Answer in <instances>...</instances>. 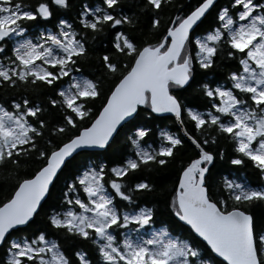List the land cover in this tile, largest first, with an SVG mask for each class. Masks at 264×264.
<instances>
[{"label": "snow or ice", "instance_id": "obj_1", "mask_svg": "<svg viewBox=\"0 0 264 264\" xmlns=\"http://www.w3.org/2000/svg\"><path fill=\"white\" fill-rule=\"evenodd\" d=\"M70 7L71 0H0V169L20 177L0 200V264H94L93 254L95 264H215L209 250L221 264H264V212L256 219L252 211L264 206V0H98L81 4L75 20L45 27ZM165 8L176 14L164 18ZM142 15L148 32L138 37L128 29ZM104 37L110 47L96 59L112 80L107 92L80 69ZM222 56L235 67L210 82ZM193 82L204 101L194 106L174 94ZM141 111L171 114L183 137L160 129L153 147L152 129L137 126ZM122 129L131 132L128 154L87 167L76 161L111 146ZM184 137L195 157L176 176L170 231L138 203L156 190L141 173L166 168ZM220 140L229 142L237 178L212 176L225 159ZM245 167L258 184L239 173ZM185 226L199 239L182 238ZM87 243L92 253L77 246Z\"/></svg>", "mask_w": 264, "mask_h": 264}, {"label": "trees", "instance_id": "obj_2", "mask_svg": "<svg viewBox=\"0 0 264 264\" xmlns=\"http://www.w3.org/2000/svg\"><path fill=\"white\" fill-rule=\"evenodd\" d=\"M176 2H181V0H176ZM196 0H192V3H195ZM227 0H218L217 4L223 6ZM90 4L95 5L98 3V0H71L72 7H70L67 10H61L54 12V16L51 18V20L48 22L45 27H51L52 24L56 22L57 17L67 18L70 20H75L76 12L79 10V6L81 4ZM136 11L135 6H129L125 8V12L129 15H132ZM215 9H213V12ZM175 15L176 13L174 11L170 12L168 8H165L164 12L162 13V16L164 18H167L169 15ZM212 13L209 14L208 20H211ZM208 20L205 21V24H207ZM148 25L149 20L147 16H140V22L139 26L135 29H128L130 32L136 34L138 37L140 34L147 33L148 32ZM127 28V26H124ZM163 27V25H161ZM117 30H120L119 28ZM110 37H104L95 42L94 48L95 51L91 54L90 59L86 60L85 62L80 64L81 72L84 74L89 73H95V75L99 76L102 80L104 91L107 92L109 89V86L112 84L111 79H105L103 75V70L100 68L99 61L96 59L97 54H102V52L110 47L109 44ZM155 36H152V42H154ZM235 67L234 61H229L223 56L221 57L219 64L216 68H214L210 73L208 80L211 81H223L224 77L226 76L229 69H232ZM199 80V77L197 78ZM197 84L196 82H193L192 87L188 89L187 91H176L174 92L175 95L178 97H181L185 104L188 105H197L204 103L203 99L199 96V93L196 91ZM10 95V93H9ZM37 99L43 101L45 97L42 95L38 97ZM101 103L100 100L96 101V104L99 105ZM55 113V109L49 108V116L53 115ZM137 126L141 125H147L150 129H152V136L148 138V143L152 144L153 147L158 146L160 143L159 138V131L160 129H166L173 133H176L180 136V130L177 127L174 119L170 116H158L155 114H152L149 116L147 112L141 111L140 116L138 117ZM185 127L188 129V131L191 134L199 135L198 133H194L192 125L187 120L185 121ZM129 130H121L120 134L116 136V139L112 142L111 146L106 148L104 151L100 152H87V155H84L83 153L79 156H76V161L80 162L84 167H87L88 164L92 161L95 163L98 162H111L114 159H116L117 156L121 154V151L126 155L128 154V150L130 149V145L128 146V149L125 148L126 145V138L129 135ZM183 137V136H182ZM185 144L184 147L181 148L176 153V159L173 160L171 163L168 164L166 168L162 169H148L141 173V176L147 178L150 182H152L155 186V191L146 194L138 200V203H146L147 206L153 207L156 215H155V226L156 227H162L167 226L170 231L173 230L175 227V223L173 221V217L171 214V210L167 207L168 203L171 200V192L175 184V179L178 174V171L180 169V166L182 163L187 162L189 159L195 157V149L191 145L190 142H188L185 138ZM155 141V143H153ZM219 144L226 149L225 159L218 161L215 166L211 169L213 178L219 180L220 177L223 176H229V178H237V174L233 173L231 170L233 166L227 163V160L230 156L229 151V142L225 140H220ZM72 163L71 161L69 162ZM32 167H35L33 164ZM83 170V169H81ZM7 169H0V200L4 199L8 196L9 192L12 190L11 186L13 183H15V179H18L20 177H16L14 174L13 176H8ZM30 171V169H29ZM74 172L75 170L72 169ZM69 169L66 168L63 173H61V179L58 181V187L59 185L64 183V178L68 176ZM239 173L242 174L244 177H246L250 183L253 185H256L259 183L256 174L253 169L250 167H245L239 170ZM58 195V192L56 190L53 191L52 196L49 197V203L56 200V197ZM47 204L45 205L44 209L41 210L40 217L38 219H42L44 216V212L48 211ZM254 218L259 219L261 217L262 212H264V206H257L256 208L252 209ZM174 234H180V233H174ZM189 236H192L193 238H196L194 234H191L188 230V228L185 226V230L183 233L182 238H187ZM198 239V238H196ZM78 247H83L85 251H88L89 253H92L93 246L90 243L84 244V245H77ZM209 256L212 258L213 261H215V264H221V260L217 259L213 256V254L208 252ZM90 258L93 260L95 264V255H90ZM226 264V263H225Z\"/></svg>", "mask_w": 264, "mask_h": 264}, {"label": "water", "instance_id": "obj_3", "mask_svg": "<svg viewBox=\"0 0 264 264\" xmlns=\"http://www.w3.org/2000/svg\"><path fill=\"white\" fill-rule=\"evenodd\" d=\"M218 1V0H217ZM155 115H158V116H170V117H172L173 119H174V117L171 115V114H167V113H165V114H155ZM174 121H175V119H174ZM176 123V122H175ZM176 125H177V127L179 128V130H180V126L176 123ZM180 133H181V135L183 136V132L180 130ZM186 140H187V138L186 137H184ZM188 141V140H187ZM113 142V141H112ZM188 142H190V141H188ZM112 144V143H111ZM109 146H106L105 147V149L106 148H108ZM105 149H97V148H91V149H88L87 150V152H100V151H104ZM187 227V226H186ZM199 239V238H198ZM213 254V253H212ZM213 256L214 257H216L215 256V254H213ZM217 259H219V260H221L222 261V258H220V257H216ZM226 263V262H225Z\"/></svg>", "mask_w": 264, "mask_h": 264}, {"label": "rangeland", "instance_id": "obj_4", "mask_svg": "<svg viewBox=\"0 0 264 264\" xmlns=\"http://www.w3.org/2000/svg\"><path fill=\"white\" fill-rule=\"evenodd\" d=\"M124 130V129H123ZM131 134V132L129 133V135ZM89 165H93L94 166V161H92V162H90L89 164H88V166Z\"/></svg>", "mask_w": 264, "mask_h": 264}, {"label": "flooded vegetation", "instance_id": "obj_5", "mask_svg": "<svg viewBox=\"0 0 264 264\" xmlns=\"http://www.w3.org/2000/svg\"><path fill=\"white\" fill-rule=\"evenodd\" d=\"M31 34V33H30ZM8 53H5V55H7Z\"/></svg>", "mask_w": 264, "mask_h": 264}]
</instances>
